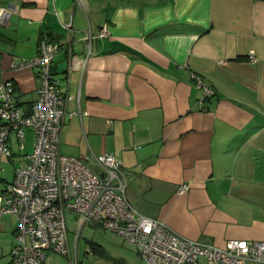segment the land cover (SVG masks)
<instances>
[{"label":"crops","instance_id":"obj_1","mask_svg":"<svg viewBox=\"0 0 264 264\" xmlns=\"http://www.w3.org/2000/svg\"><path fill=\"white\" fill-rule=\"evenodd\" d=\"M8 6L0 69L24 112L40 81L14 73L12 59L35 57L44 40L59 46L53 76L78 113L62 129L61 155L116 157L132 207L179 237L264 242V2L0 0ZM103 27L109 37L97 38ZM192 75L215 93L203 104ZM33 143L27 130L20 151L11 134L0 194ZM16 229L15 218L0 219V264H11Z\"/></svg>","mask_w":264,"mask_h":264},{"label":"built area","instance_id":"obj_2","mask_svg":"<svg viewBox=\"0 0 264 264\" xmlns=\"http://www.w3.org/2000/svg\"><path fill=\"white\" fill-rule=\"evenodd\" d=\"M14 12L12 6L0 7V25ZM109 35L103 27L97 38ZM95 39L89 30L84 38L88 50ZM58 51V45L44 40L35 57L11 61L14 73L32 71L40 81L29 113L17 106L14 84L2 78L0 69V158L11 157V134H15L20 151L25 132L34 134L32 153L0 194V219L17 220L11 264H50L48 254L78 264L69 250L66 212L80 215L83 224L92 222L115 233L144 264H264V242L230 241L218 248L179 237L160 221L141 215L127 200L122 164L113 155H91L83 162L60 154L65 122L78 113L71 108L74 98L61 94L53 76ZM192 80L203 92L201 104L215 95L196 75ZM92 164L97 172L90 168Z\"/></svg>","mask_w":264,"mask_h":264},{"label":"rangeland","instance_id":"obj_3","mask_svg":"<svg viewBox=\"0 0 264 264\" xmlns=\"http://www.w3.org/2000/svg\"><path fill=\"white\" fill-rule=\"evenodd\" d=\"M82 221L78 214L65 213L71 256L76 257L78 264H144L136 251L115 233L92 222L83 224ZM48 262L69 264L67 259L56 254H48Z\"/></svg>","mask_w":264,"mask_h":264},{"label":"trees","instance_id":"obj_4","mask_svg":"<svg viewBox=\"0 0 264 264\" xmlns=\"http://www.w3.org/2000/svg\"><path fill=\"white\" fill-rule=\"evenodd\" d=\"M252 1H259V2H264V0H252Z\"/></svg>","mask_w":264,"mask_h":264}]
</instances>
